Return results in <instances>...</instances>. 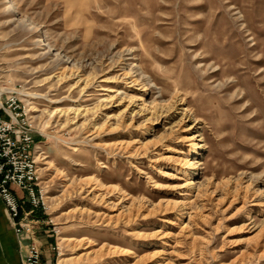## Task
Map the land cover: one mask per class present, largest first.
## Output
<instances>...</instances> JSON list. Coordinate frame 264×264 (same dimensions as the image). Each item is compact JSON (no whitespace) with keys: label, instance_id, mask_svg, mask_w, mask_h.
<instances>
[{"label":"rangeland","instance_id":"rangeland-1","mask_svg":"<svg viewBox=\"0 0 264 264\" xmlns=\"http://www.w3.org/2000/svg\"><path fill=\"white\" fill-rule=\"evenodd\" d=\"M9 1L54 260L264 264V0ZM26 250L0 198V264Z\"/></svg>","mask_w":264,"mask_h":264},{"label":"built area","instance_id":"built-area-1","mask_svg":"<svg viewBox=\"0 0 264 264\" xmlns=\"http://www.w3.org/2000/svg\"><path fill=\"white\" fill-rule=\"evenodd\" d=\"M21 97L16 90L0 89V198L16 234L27 242L23 264H46L43 246L37 239V227L31 218L35 211L47 214L49 206L40 187L34 126ZM18 192L25 193L29 200ZM28 204L32 207L29 212L25 209ZM50 225H54L52 221L48 222L47 227ZM47 232L49 235H59L55 226L53 230L47 229ZM54 251L60 256L58 245L53 246ZM52 264H59L58 259Z\"/></svg>","mask_w":264,"mask_h":264},{"label":"crops","instance_id":"crops-1","mask_svg":"<svg viewBox=\"0 0 264 264\" xmlns=\"http://www.w3.org/2000/svg\"><path fill=\"white\" fill-rule=\"evenodd\" d=\"M39 238L41 240L42 246H43V251H44V261L46 264H52L54 262V258L52 256L53 252V238L47 230H41L39 232Z\"/></svg>","mask_w":264,"mask_h":264},{"label":"bare ground","instance_id":"bare-ground-1","mask_svg":"<svg viewBox=\"0 0 264 264\" xmlns=\"http://www.w3.org/2000/svg\"><path fill=\"white\" fill-rule=\"evenodd\" d=\"M6 3L10 4L11 2L9 0H6ZM9 7V6H8ZM11 8V7H10ZM114 100V98H113ZM112 104V103H111ZM128 109V108H127ZM125 113V112H124ZM195 154V151L192 152V155ZM191 161H189L188 163H190ZM195 163H190L191 166H193Z\"/></svg>","mask_w":264,"mask_h":264}]
</instances>
